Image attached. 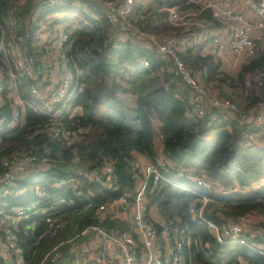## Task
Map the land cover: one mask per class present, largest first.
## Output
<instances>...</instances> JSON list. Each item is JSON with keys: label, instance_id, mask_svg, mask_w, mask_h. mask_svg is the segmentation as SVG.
<instances>
[{"label": "trees", "instance_id": "obj_1", "mask_svg": "<svg viewBox=\"0 0 264 264\" xmlns=\"http://www.w3.org/2000/svg\"><path fill=\"white\" fill-rule=\"evenodd\" d=\"M71 1L65 0L58 7L39 4L42 7L39 16L44 11L61 10L77 19L71 28L72 42L67 55L72 69L79 71L82 84V91L74 100L80 105L82 114L72 122L85 132L72 146L61 147L43 133L41 125L46 118L25 108L15 127L0 131V158L10 152L36 156L46 153L52 165L46 171L48 176L55 180L70 179L78 184L76 192L88 190L92 196L86 199L66 187L45 186L43 190L49 200L43 204L54 207V217L63 225L49 230L42 217H33L36 222L34 231H20L18 234L22 264H58L48 260L52 248L64 249L66 240L90 225L103 230L128 231L126 220H97L94 212L99 204L132 192L138 163L134 153L153 163L163 177L152 184V175H149L145 199L148 208L159 215L168 229L171 245L182 237L190 238V243L180 250L184 264H238V258L246 260L247 264H263L259 255L235 241L216 242L205 222L192 219L188 208L194 201L200 205L201 196H205L209 203L208 209H203L202 217L217 225L231 215L264 213V132L259 135L261 131L257 127L241 124L236 117L224 119L217 114L207 120L209 115L201 119L188 116V104L175 96L170 75L163 70V62L153 50L127 41L112 44L107 40L109 27L106 20L93 9L91 2L80 0L81 6L74 7ZM165 2L178 9L194 8L187 0ZM35 6L33 0H0L2 41L13 40L26 47L28 52L32 50L30 43L36 24H25V18ZM203 15L210 18L207 11ZM145 20V30L153 34L172 29L171 25L163 22L155 32L150 29V17ZM5 60L10 58L0 51V69L3 72ZM143 62L147 63L146 67ZM263 65L264 52L250 58L237 73L226 76L214 66L204 79L208 81L214 73L222 74L232 86L234 81L241 83L245 74ZM28 84L29 80L23 77L17 86L24 100L29 99ZM7 85L5 81V89ZM233 96V104L242 111L248 102L264 101V89H250L243 95L240 87ZM2 111L7 112L5 102ZM152 118L161 123L163 166L156 163L159 152L154 147ZM209 132H212L210 136ZM73 158L76 160L74 163L71 161ZM105 160L113 161L114 165L116 178L112 189L88 183L69 170V166L79 170L98 169ZM201 174L220 190L204 188L189 177ZM235 186L237 189L233 190ZM240 188L248 190L241 192ZM32 199L35 196L29 190L15 199L6 197L5 202L8 205L24 204ZM154 226L159 234L161 226ZM260 227L264 235V222ZM157 237L160 241V236ZM139 248L136 244L135 250ZM63 254L61 252V256Z\"/></svg>", "mask_w": 264, "mask_h": 264}, {"label": "built area", "instance_id": "obj_2", "mask_svg": "<svg viewBox=\"0 0 264 264\" xmlns=\"http://www.w3.org/2000/svg\"><path fill=\"white\" fill-rule=\"evenodd\" d=\"M36 6L27 15V23H35L36 28L28 52L27 48L10 40L5 43L0 37V51L10 60H5V72L0 69V111L4 102L7 112H0V131L12 129L19 121L25 108L46 118L41 129L46 137L59 143L61 147H70L79 141L85 130L72 122L80 117L82 109L74 100L82 91L79 81L80 73L72 69L68 59V51L72 39L70 37L72 17L65 11L50 10L51 14L40 17L37 8L45 3L48 7L61 6L65 0H33ZM95 11L105 18L109 30L107 40L112 44L127 41L153 50L163 62V70L170 75V82L175 86V96L185 101L190 110L187 115L201 119L207 115L213 119L217 114L220 117H236L241 124L248 127H257L264 132V101L246 103V108L238 111L233 104V94L241 87L243 95L250 89H264V65L253 72L247 73L240 82L234 81L229 85L227 75H218L205 81L194 73L189 64V58L207 37V22L201 19L205 11L210 20L226 27L221 35L213 37L212 44H219L224 36L227 53L230 57L245 56L250 59L258 53L264 52V0H243L240 7L232 4H222L217 0H187L194 5L193 9H178L168 6L164 0H88ZM71 6H81L80 0H72ZM162 23L172 26V29L157 34V37L145 30L147 16L162 15ZM251 19H247L250 18ZM73 19V18H72ZM159 26V24L157 25ZM184 29L177 33V29ZM51 41V42H50ZM39 51L37 52V49ZM192 51V54L189 53ZM147 66L146 62L142 64ZM27 78L26 87L28 100L19 95L17 88L22 78ZM8 85L5 89L4 83ZM164 85H167L165 83ZM225 96V94H229ZM4 112V113H3ZM154 131V147L159 155L156 163L165 165L161 156L162 135L161 123L152 118ZM212 132L208 133L210 136ZM46 153L36 156L30 153L10 152L0 158V264H22L23 254L18 234L20 231L32 233L36 227L33 217L40 216L49 230L63 225L54 214L53 206L44 205L49 196L44 192L45 186L53 188L66 187L76 195H83L86 199L92 196L90 191H77L78 184L70 179L55 180L46 174L52 167ZM76 161L74 158L71 160ZM73 174L81 176L88 183H95L101 188L112 189L115 181L113 161L105 160L101 167L93 170L72 169ZM136 173L133 175L135 183L131 193L118 199L96 206L94 215L97 220L104 218H120L128 223V231L115 229L103 230L96 225L85 227L74 233L66 240L68 252L73 254L65 264H88L87 256L79 257L76 249V239L83 234L91 233L98 237L101 249L90 252V258L95 264H105L102 251L112 247L122 264H184L180 250L190 243L185 236L170 243L168 229L162 219L155 213L153 219L151 209L145 199L149 175L151 183L163 179L157 172L155 165L146 159L142 164L137 163ZM189 177L197 185L204 188H218L213 182L205 180L203 174ZM36 178L35 181H23ZM148 184V185H147ZM32 190L35 199L24 204H11L5 198L15 199L25 191ZM209 199L201 196L200 205L197 201L190 204L188 214L192 219H199L208 227V232L216 242L226 240L235 241L253 251L262 258L264 264V235L261 223L264 222V213L247 212L240 215H231L217 225L202 217L203 209H208ZM70 203V201H68ZM88 206V204H87ZM256 217L248 226L243 225L242 218L246 215ZM154 224L161 226L158 234ZM157 235L160 236L159 241ZM139 244L138 251L135 245ZM61 249L53 247L48 254L51 263H57L61 256ZM78 256H77V255ZM47 258V255H45ZM238 264H247V261L238 258Z\"/></svg>", "mask_w": 264, "mask_h": 264}, {"label": "crops", "instance_id": "obj_3", "mask_svg": "<svg viewBox=\"0 0 264 264\" xmlns=\"http://www.w3.org/2000/svg\"><path fill=\"white\" fill-rule=\"evenodd\" d=\"M217 1H219L222 4H232L235 7H240L241 2H243V0H217ZM42 5H46V4L43 3ZM201 19L207 22L206 25L207 37H205L202 44L196 49L194 54L191 55L189 58V61L191 62V68L193 69L192 71L196 74H199L200 77H203L206 75V73L210 74L212 68L216 66L217 70L224 72L226 75L227 74L231 75L237 73L242 65L243 66L247 65L250 59L246 58L245 56H238L237 57L238 59L236 58L237 63L234 62L233 59L231 61L226 60V57L227 58L230 57L228 56L227 53V45L225 43L224 36L221 37L219 44L217 45L212 44L211 41L213 37L217 35H221L223 31H225L226 27L218 22L211 21L209 17H206L205 15H201ZM247 19H251V17ZM183 31L185 30L180 28L177 29V33H182ZM190 54H192V51L189 53V55ZM232 66L234 67L230 70V72H227L226 68H231ZM213 76H217V74L214 73ZM173 84L175 90H179L181 88V85L175 86V82H173ZM134 159H136L137 162L141 164L146 160V158H144L143 156L137 153H134ZM240 190H242L241 192H244L248 189L240 188ZM151 214L153 219H156L155 213H151ZM75 243L79 257L87 256L88 257L87 263L95 264L90 258V252L91 253L94 252L96 248L101 249L100 245L98 244V237L91 233L83 234L82 236L76 239ZM65 245L63 246L64 249H61L62 253L65 254L60 256L57 262L58 264H65L69 260V258H71V256L73 255L69 253L68 249L66 248L68 244ZM102 255L105 264H122L120 258L116 255L114 249L110 246L107 247L106 249H103Z\"/></svg>", "mask_w": 264, "mask_h": 264}, {"label": "rangeland", "instance_id": "obj_4", "mask_svg": "<svg viewBox=\"0 0 264 264\" xmlns=\"http://www.w3.org/2000/svg\"><path fill=\"white\" fill-rule=\"evenodd\" d=\"M39 6V5H38ZM45 7H47L46 5H44ZM41 6L39 7V8H37V10H38V14H40V12H41ZM33 10V8L32 9H30L29 10V12H28V14L27 15H29L30 14V11H32ZM49 14H51V12L50 11H44L43 12V15H41L40 17H43V16H47V17H49L48 15ZM27 15H26V18H25V24H27ZM150 17V29L152 30V31H157L156 30V27H157V25L159 24V25H161V23H162V17H163V14L162 15H155V16H149ZM73 18V17H72ZM68 19V20H71L73 23H77V19H75V18H73V19ZM11 23H14V22H11ZM72 26H73V24H72ZM16 27H18V25H16ZM11 30V29H10ZM3 31V30H2ZM148 33H150V34H153V33H151V31H148V29L146 30ZM159 33H162V32H159ZM158 32L157 33H155V34H153L152 36H154V37H157L156 35L157 34H159ZM15 39H19L18 37H16ZM21 40V39H20ZM51 42V41H50ZM39 49H41V48H38L37 49V52L39 51ZM229 56V55H228ZM230 57V56H229ZM237 58V57H236ZM236 58H233V57H230V58H227L226 57V60L227 61H231L232 59H233V61L234 62H236L237 63V59ZM234 66H232L231 68H226V71L227 72H230V70L233 68ZM189 172H190V170H188ZM218 187V186H217ZM220 187H218V190H220L219 189ZM237 189V187L235 186L234 188H233V190H236ZM255 219H256V217L255 216H253L252 214L250 215H246L244 218H242L241 219V221H243V225L246 227V226H248V225H250L251 223H253L254 221H255Z\"/></svg>", "mask_w": 264, "mask_h": 264}, {"label": "clouds", "instance_id": "obj_5", "mask_svg": "<svg viewBox=\"0 0 264 264\" xmlns=\"http://www.w3.org/2000/svg\"><path fill=\"white\" fill-rule=\"evenodd\" d=\"M165 1V0H164ZM166 3V2H165Z\"/></svg>", "mask_w": 264, "mask_h": 264}]
</instances>
